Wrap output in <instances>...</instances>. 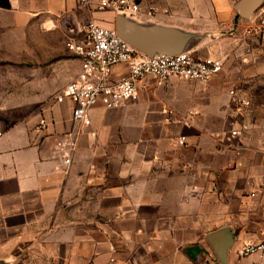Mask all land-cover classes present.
Returning <instances> with one entry per match:
<instances>
[{
	"label": "crops",
	"instance_id": "0c3cea01",
	"mask_svg": "<svg viewBox=\"0 0 264 264\" xmlns=\"http://www.w3.org/2000/svg\"><path fill=\"white\" fill-rule=\"evenodd\" d=\"M138 1L136 15L159 24L198 31L209 19L201 8L187 19V0ZM207 1V14L241 38L236 0ZM92 17L113 27L116 13L79 0H0V109H21L0 114V264H245L236 247L264 238V133L233 127L240 118L218 76L147 77L135 101L98 104L91 126L76 124L73 102L56 96L81 69L66 43ZM126 71L119 64L112 77ZM9 92L25 95L12 106ZM222 228L233 235L225 262L207 238Z\"/></svg>",
	"mask_w": 264,
	"mask_h": 264
},
{
	"label": "built area",
	"instance_id": "2783aa9c",
	"mask_svg": "<svg viewBox=\"0 0 264 264\" xmlns=\"http://www.w3.org/2000/svg\"><path fill=\"white\" fill-rule=\"evenodd\" d=\"M79 4L91 13L112 11L136 15L141 10L138 0H79ZM152 11H155L153 7ZM257 17L244 26L247 34L264 28V15L260 13ZM82 31L81 39L66 43L67 48L81 58V69L56 96V100L70 99L73 102V121L84 128L91 126V110L96 105L112 109L135 101L147 77H152L157 85H163L172 77L207 83L223 70V60L217 56H201L193 52L145 54L121 37L114 26H106L94 17L85 23ZM119 64H126L127 71L119 78H113V69ZM231 99L238 106L250 104L247 97L235 90H232ZM185 139V136H180V143L185 144ZM58 145L65 164H70L69 144L59 142ZM235 251L238 258L264 252V238L246 241Z\"/></svg>",
	"mask_w": 264,
	"mask_h": 264
},
{
	"label": "rangeland",
	"instance_id": "374dc122",
	"mask_svg": "<svg viewBox=\"0 0 264 264\" xmlns=\"http://www.w3.org/2000/svg\"><path fill=\"white\" fill-rule=\"evenodd\" d=\"M187 4L188 6L184 13L187 19L195 16L197 14L196 9L200 8L206 11V17H209V19L199 18L200 23L204 20L206 28H200L198 31L196 29H187L199 33L198 37L192 39L189 48L193 49V53L201 56L216 55L211 53L213 48L219 51L216 56L223 60L224 66L222 73L218 75V79H220V85L226 87L230 98L229 105H227L229 112H234L240 118L239 121L242 126L240 128L233 127L241 129V132L264 133V28L260 32L251 34H247L245 29H243L241 38L233 39L231 33L234 31L232 29L221 28L218 22L214 20V16L211 13L207 14V10H211L209 1L187 0ZM262 7L264 8V5ZM259 10L252 18L242 20L244 26L251 23L253 18L259 17L260 13L264 15V11ZM173 13L172 9L167 12V14ZM174 14L176 15L177 13ZM180 14L178 13L179 16L185 18V16ZM111 21L113 20L111 19ZM232 90L242 95L244 94L250 100L247 108L240 109V111L237 110L238 105L234 104L230 97ZM22 95L25 94L19 92L5 94L6 104L17 105L20 103ZM20 110L19 107L0 109V114L9 113L15 116L20 114ZM237 126L239 125L237 124ZM238 263L240 264V262L236 264ZM245 264H264V252L248 256Z\"/></svg>",
	"mask_w": 264,
	"mask_h": 264
},
{
	"label": "water",
	"instance_id": "95a60500",
	"mask_svg": "<svg viewBox=\"0 0 264 264\" xmlns=\"http://www.w3.org/2000/svg\"><path fill=\"white\" fill-rule=\"evenodd\" d=\"M263 4L264 0H236L234 8L240 17L249 19ZM114 22V27L121 37L148 55L193 52V49L189 48L190 43L199 35L197 32L159 24L125 12H117ZM207 238L217 255L225 262L233 244L230 229L213 231Z\"/></svg>",
	"mask_w": 264,
	"mask_h": 264
},
{
	"label": "trees",
	"instance_id": "16d2710c",
	"mask_svg": "<svg viewBox=\"0 0 264 264\" xmlns=\"http://www.w3.org/2000/svg\"><path fill=\"white\" fill-rule=\"evenodd\" d=\"M239 16L237 15V18H238Z\"/></svg>",
	"mask_w": 264,
	"mask_h": 264
}]
</instances>
